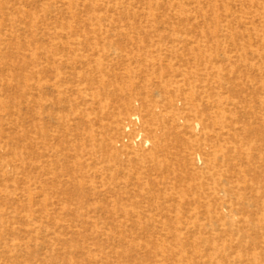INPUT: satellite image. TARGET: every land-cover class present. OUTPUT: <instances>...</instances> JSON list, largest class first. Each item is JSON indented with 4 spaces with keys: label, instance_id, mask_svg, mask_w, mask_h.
I'll return each instance as SVG.
<instances>
[{
    "label": "rangeland",
    "instance_id": "1",
    "mask_svg": "<svg viewBox=\"0 0 264 264\" xmlns=\"http://www.w3.org/2000/svg\"><path fill=\"white\" fill-rule=\"evenodd\" d=\"M0 264H264V0H0Z\"/></svg>",
    "mask_w": 264,
    "mask_h": 264
}]
</instances>
